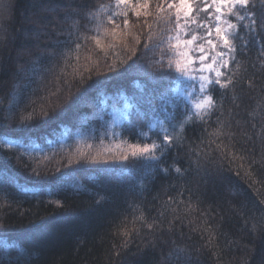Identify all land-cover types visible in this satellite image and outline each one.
<instances>
[{
  "label": "trees",
  "instance_id": "16d2710c",
  "mask_svg": "<svg viewBox=\"0 0 264 264\" xmlns=\"http://www.w3.org/2000/svg\"><path fill=\"white\" fill-rule=\"evenodd\" d=\"M99 2L108 0H0V140L13 144L8 149L0 143V239L8 237L13 245L0 249V261L9 264L7 253L14 257L24 249L30 264H165L169 250L179 246L188 264H264V140L258 135L264 125V66L258 59L264 33L254 38L241 26L248 46L236 53L237 83L227 90L212 86L220 111L187 125L160 164L122 162L124 142H139L140 131H147L142 121L149 101L169 82L147 68L144 17L130 13L132 31L141 39L134 66L125 71L133 63L128 61L117 72L94 71L91 87H73L69 96L64 81L72 69L60 53L75 34L69 37L65 15ZM255 3L259 16L264 6ZM226 71H236L235 62ZM58 87L59 98L52 95ZM118 93L134 96L135 108L116 123L115 136H104L101 102ZM111 112L109 107L104 116L109 124ZM221 124L223 134L213 135ZM78 153H102L107 163H76ZM97 193L105 196L99 205ZM56 200L63 207L50 203Z\"/></svg>",
  "mask_w": 264,
  "mask_h": 264
},
{
  "label": "snow or ice",
  "instance_id": "6c2138e0",
  "mask_svg": "<svg viewBox=\"0 0 264 264\" xmlns=\"http://www.w3.org/2000/svg\"><path fill=\"white\" fill-rule=\"evenodd\" d=\"M261 4L264 6V0H261ZM255 8V0H156L154 4L152 0H108L95 5H78L76 10L65 15L66 20H71L72 31L69 32V37L75 34V39L65 41L60 53L65 68L72 69L70 73H65L66 77H70L64 81L68 94L71 95L73 87H91L88 81L94 71L100 75V70L106 67L108 72H117L128 64V61L133 63L128 64L125 71L134 66L133 58H139L141 39L140 35L132 31L136 25L130 22L129 14L137 20L144 17L143 25L147 34L142 47L147 68L157 70L161 74L160 78L169 83L149 101V110L144 113L142 121L147 131H140L137 143L124 142L126 150L120 152L119 160H148L160 164L166 152L182 140L187 125L196 121L206 122V117L222 109V102L214 95L212 86L218 85L220 89L227 90L237 83L236 77L241 65L236 62V53L238 47L248 46V40L239 35L241 26L254 38L264 33V11L258 16ZM149 17L152 18V23L148 22ZM81 20L85 21L83 26ZM238 39L241 41L239 45ZM121 52L125 53L123 58ZM148 53L152 55L148 56ZM110 57L113 58L111 63ZM258 59L264 66V47L260 48ZM234 62L236 71L229 75L226 70H230V65ZM147 68L140 70L144 71L145 76L157 78L152 77ZM17 71L25 70L20 67ZM245 79L248 87L254 86L253 80ZM137 87H140L139 83ZM61 91L58 87L52 95L59 98ZM261 91L264 92V85L261 86ZM134 100V96L118 93L110 101L101 102L103 115L98 118L102 120L104 136L109 132L113 136L116 135L112 129L129 110H134ZM109 107L113 117L111 124L104 119V116L109 115ZM118 107L122 108V111L117 112ZM256 111L253 109L252 114ZM259 111L264 113V104L259 106ZM30 118L31 114L23 119ZM252 127L255 128L256 125L253 124ZM222 128L223 124L213 135H222ZM153 135L156 139H152ZM244 135L247 137V133ZM258 135L264 140V125ZM0 143L8 149L13 147L12 142L8 140H0ZM88 148L91 149L92 145L89 144ZM101 155L102 153H78L76 163H107L106 160H101ZM236 158L245 159L243 156L233 155V159ZM72 163L73 159L70 158L69 166ZM255 163L253 159L251 164ZM172 169L177 174H183L179 166L173 165ZM160 170L169 172L168 167ZM33 174L40 176L36 169H33ZM246 175L251 176V172H246ZM171 199L169 197V200ZM104 200L105 196L97 193L96 204L99 205ZM50 203L63 207L59 200ZM3 227L4 225L0 224V229ZM147 227L152 230L154 226L148 224ZM256 227L254 224L253 228ZM12 247L10 238L0 239V249L7 252ZM7 254L11 257L9 264H30L29 251L15 250L14 257L11 252ZM0 264H3V261H0ZM165 264H188L186 250L179 246L170 249L165 257Z\"/></svg>",
  "mask_w": 264,
  "mask_h": 264
}]
</instances>
